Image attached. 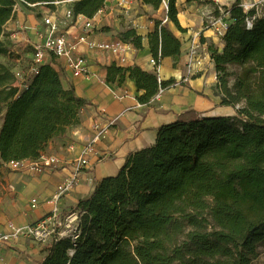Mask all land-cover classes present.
Segmentation results:
<instances>
[{"label":"trees","instance_id":"obj_1","mask_svg":"<svg viewBox=\"0 0 264 264\" xmlns=\"http://www.w3.org/2000/svg\"><path fill=\"white\" fill-rule=\"evenodd\" d=\"M17 0H0V39L14 18ZM71 1L75 15L93 18L105 0H23L54 9ZM159 9L163 0H142ZM193 1V0H189ZM177 0H168V19L182 33ZM236 2L225 8L230 25L224 47L210 48L217 72L216 95L235 117L203 118L195 111L162 126L155 145L132 154L119 174L103 179L81 200L78 237L46 246L38 264H252L264 246V16L245 13ZM218 17V16H217ZM249 23L252 26H249ZM156 66L181 57V42L158 21L148 36ZM135 49L143 38L121 34ZM8 50L0 41V55ZM240 69L233 88L230 68ZM127 73L147 107L160 89L176 84L139 67L109 68ZM11 67L0 63V105L6 109L0 132V167L36 161L47 144L80 123L87 102L66 89L59 73L41 66L24 88L15 86ZM242 104L241 108H238Z\"/></svg>","mask_w":264,"mask_h":264},{"label":"crops","instance_id":"obj_2","mask_svg":"<svg viewBox=\"0 0 264 264\" xmlns=\"http://www.w3.org/2000/svg\"><path fill=\"white\" fill-rule=\"evenodd\" d=\"M236 2L248 4L251 0H177L178 20L184 33L168 19V0H163L159 9L145 5L142 0H135L126 7L110 2L112 12L105 26L92 33L90 39L97 43H114L121 40L122 33L135 30L143 38L142 49L133 48L123 61L122 54L80 46L77 54L87 60L91 73L89 79L74 78L66 61L52 56L49 65L59 73L63 86L74 89L87 104L80 112V123L53 138L41 154L57 158V165L42 171L34 169L35 161H24L25 167L21 171H12L5 165L0 167V237L9 233L10 222L26 227L51 213L49 201L74 172L79 159L86 158L89 164L81 170L73 190L60 199L65 215L75 211L81 200L90 198L103 179L117 176L132 154L155 145L159 129L179 121L184 113L195 111L203 118L237 115L234 108L222 106L221 97L215 93L217 72L209 57L210 48L216 45L222 49L224 44L220 45L214 30L206 27L212 19L223 16L226 7L230 8ZM71 7V1H63L54 9L40 6L22 10L4 27L0 41L8 53L0 55V63L13 68L20 59L30 58L28 52L22 51L26 42H40L37 31L44 28L42 17L56 13L63 19L65 11ZM17 20L25 22L28 29L18 30ZM158 21L168 25L181 42V57L176 65L172 58H165L160 66H156L148 36L155 30ZM66 30L71 41L84 35L82 27L73 22H68ZM196 34H200L199 39H194ZM197 41L199 45L195 55L204 66L197 67L196 74L191 75L189 58ZM111 66L139 67L157 76L159 81L175 79L176 84L165 90L151 106H138V98L143 92L138 90L135 80L130 79L129 73L124 80H121V75L112 74L110 80ZM185 79L190 81L185 82ZM5 114L6 109L0 105V132ZM113 120H116L115 124L110 125L95 153H85L86 140L92 136L93 124L109 125ZM33 200L38 201L36 207L32 206ZM45 249L46 246L23 238L11 239L0 243V264H38L46 255Z\"/></svg>","mask_w":264,"mask_h":264},{"label":"built area","instance_id":"obj_3","mask_svg":"<svg viewBox=\"0 0 264 264\" xmlns=\"http://www.w3.org/2000/svg\"><path fill=\"white\" fill-rule=\"evenodd\" d=\"M135 0H105L103 8L93 17L86 18L83 15H75L73 11L69 8L65 11L63 19L56 13H48L42 17L43 30L37 31V38L40 40L39 43L26 42L25 50L23 53H27L30 58L20 59L16 66L11 68L14 77L16 79L15 86L18 88H24L29 80L38 74L41 66L49 65L50 58L52 56L64 59L66 61L68 69L71 71L74 78H86L91 77L89 71L87 60L77 54V49L85 45L90 49H97L101 51L111 52L114 54H122L123 61L126 60V54L130 52L134 47L131 43H126L122 40L114 43H97L90 39V35L96 31H100L105 26L107 17L111 14L112 9L109 8L110 2H114L119 7H126L130 5ZM61 2H55V5ZM40 6H45L41 4L29 5L32 9L38 8ZM245 13L250 11H255V17L264 16V0H251L248 4H240ZM24 9H29L24 5L23 0H17L13 8L14 18ZM68 22H73L79 25L84 30V35L76 37L74 41L69 40L67 35L66 26ZM231 21L228 14H223V16L212 19L206 27L212 28L220 40V45L223 44V37L227 33ZM18 30L25 31L28 26L25 22L19 20L16 21ZM249 25H252L249 23ZM200 34H196L194 39H199ZM199 41L194 44L191 49L190 55V67L191 75H195V69L197 67H202V63L199 58H196V48H198ZM215 48L221 50V47L216 46ZM211 63L214 64L211 58ZM185 82H189L190 79H185ZM165 90L160 89L158 94L153 98V102L158 101ZM138 106H142L139 102ZM116 120H113L109 125H102L100 123H94L92 126V136L86 140L84 152L87 154L95 153L98 144L106 137L110 125L115 124ZM59 160L55 157H46L41 155V157L35 161L34 169L37 171H42L43 168L51 167L57 165ZM88 160L86 158H81L76 162L74 172L66 179L60 189V191L49 201L52 206V211L43 219L36 221L35 223L28 225L26 227H20L10 222L8 224L9 233L5 236L0 237V243L9 242L11 239L19 240L21 238L29 240L31 242L47 246L53 241L72 237H78V228L80 222L79 212H70L65 215L61 209L60 199L69 194L74 186L79 181V174L82 169L88 166ZM12 171H21L24 169L25 164L23 162L12 161L5 164ZM38 204L37 200H33L32 206L36 207ZM0 260H2V255L0 254Z\"/></svg>","mask_w":264,"mask_h":264},{"label":"rangeland","instance_id":"obj_4","mask_svg":"<svg viewBox=\"0 0 264 264\" xmlns=\"http://www.w3.org/2000/svg\"><path fill=\"white\" fill-rule=\"evenodd\" d=\"M230 73H231V76L229 78V86L230 88H233V86L235 85L237 76L240 73V69L236 67H231ZM241 107H242V104L238 106V108H241ZM235 116L236 115H234L233 117ZM252 264H264V246L260 248L258 258L255 261H253Z\"/></svg>","mask_w":264,"mask_h":264},{"label":"water","instance_id":"obj_5","mask_svg":"<svg viewBox=\"0 0 264 264\" xmlns=\"http://www.w3.org/2000/svg\"><path fill=\"white\" fill-rule=\"evenodd\" d=\"M250 27L252 26V25H249Z\"/></svg>","mask_w":264,"mask_h":264},{"label":"bare ground","instance_id":"obj_6","mask_svg":"<svg viewBox=\"0 0 264 264\" xmlns=\"http://www.w3.org/2000/svg\"><path fill=\"white\" fill-rule=\"evenodd\" d=\"M263 9H264V7H263Z\"/></svg>","mask_w":264,"mask_h":264}]
</instances>
